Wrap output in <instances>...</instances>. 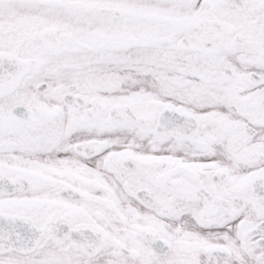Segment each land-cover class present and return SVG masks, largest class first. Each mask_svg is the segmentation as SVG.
Listing matches in <instances>:
<instances>
[{
	"label": "snow or ice",
	"instance_id": "1",
	"mask_svg": "<svg viewBox=\"0 0 264 264\" xmlns=\"http://www.w3.org/2000/svg\"><path fill=\"white\" fill-rule=\"evenodd\" d=\"M0 264H264V0H0Z\"/></svg>",
	"mask_w": 264,
	"mask_h": 264
}]
</instances>
